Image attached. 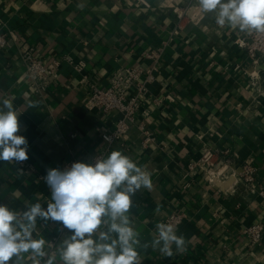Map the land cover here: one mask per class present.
Instances as JSON below:
<instances>
[{
	"label": "crops",
	"instance_id": "0c3cea01",
	"mask_svg": "<svg viewBox=\"0 0 264 264\" xmlns=\"http://www.w3.org/2000/svg\"><path fill=\"white\" fill-rule=\"evenodd\" d=\"M188 3L0 0V34L16 38L0 50V96L12 99L22 113L18 134L26 137L29 156L24 162L45 178L64 159L88 163L103 148L100 135L111 131L117 116L84 109L89 86L105 88L122 66L149 67L142 54L166 43L136 122L153 133L155 142L142 147L133 128L127 147L115 143L108 151H121L151 174V190L131 197L130 215L141 245L151 242L156 224L167 215H186L177 228L186 250L163 257L141 246L142 264H264V241L250 247L241 234L250 224L264 222V198L256 194L264 188V59H248L234 45L244 32L218 26L214 13L205 14L197 27L183 24L169 41L175 27L172 10ZM20 47L33 48L46 65L59 62L57 78L42 98L34 97L23 80ZM64 59L82 63V70ZM251 74L257 76L255 86ZM168 95L173 101L152 102ZM203 145L228 148L235 167L252 159L257 178L251 189L222 194L208 187L202 174L184 180L187 165L200 157ZM18 164L0 161V204L20 211L39 202L46 210L51 199L47 183L24 174ZM61 223L38 218L34 237L48 243L56 238L59 246L72 234L60 229Z\"/></svg>",
	"mask_w": 264,
	"mask_h": 264
},
{
	"label": "clouds",
	"instance_id": "9594fccd",
	"mask_svg": "<svg viewBox=\"0 0 264 264\" xmlns=\"http://www.w3.org/2000/svg\"><path fill=\"white\" fill-rule=\"evenodd\" d=\"M201 13H214L218 26L248 34L264 33V0H198ZM13 100L0 96V161H27L28 141L19 135ZM51 199L14 210L0 204V264H142L139 248L151 247L163 257L186 250L177 226L160 222L150 243L141 245L130 215L131 197L152 188L151 174L129 156L113 150L94 163L74 162L63 170L50 168L44 178ZM62 222L71 231L50 251L35 238L37 219Z\"/></svg>",
	"mask_w": 264,
	"mask_h": 264
},
{
	"label": "built area",
	"instance_id": "2783aa9c",
	"mask_svg": "<svg viewBox=\"0 0 264 264\" xmlns=\"http://www.w3.org/2000/svg\"><path fill=\"white\" fill-rule=\"evenodd\" d=\"M175 16V27L170 32V39L179 35L183 24L197 27L204 19L205 14L201 13L198 7V0H189V3L183 7H175L172 10ZM10 39L5 34H0V50L8 46L9 40L16 41L13 33H8ZM163 43L142 54L144 59L151 62L147 68L139 65L122 66L117 68L109 77L108 84L105 88H98L90 85L84 109L86 111H99L102 113L116 114V120L109 132L100 135L102 150L93 154L88 163H94L95 158H105L109 149L115 143H121L127 147L129 132L136 128L140 133L142 147H147L150 143L155 142L153 133L147 130L142 123L137 124V115L139 114L141 101L149 94V86L155 81L158 74V67L161 56L164 51ZM236 45L248 59L256 62L258 59H264V33L243 34V37L234 40ZM19 58L23 64V80L29 87L32 95L36 98H42L48 90L51 80L57 78L59 62L52 61L50 65L43 63L31 47H20L18 49ZM67 60L74 70L80 72L83 68L82 63L74 64ZM252 80L251 85L255 86L257 76L249 75ZM173 101L171 96L153 99L154 105H159L162 101ZM202 139V136H197ZM235 154L226 147H208L203 145L200 157L193 163H189L183 174L184 180L192 179L198 174H202L205 183L211 189L222 194H232L239 188L249 190L254 185L257 178V170L253 165L252 159H247L240 167L234 166ZM77 162L76 159L68 157L62 162L60 169ZM20 170L26 174L35 177L37 180H43L37 170L30 164L20 162ZM253 192V191H252ZM259 197L264 198V188L256 193ZM186 215L177 211L167 215L163 222L172 223L177 226L181 225ZM63 229L64 226H59ZM250 247H258L264 241V222H255L245 227L242 232ZM56 238L48 243V249L54 251L56 247Z\"/></svg>",
	"mask_w": 264,
	"mask_h": 264
}]
</instances>
